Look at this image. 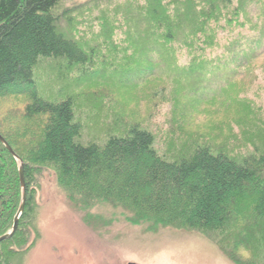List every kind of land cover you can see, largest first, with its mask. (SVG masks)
<instances>
[{
	"label": "trees",
	"instance_id": "1",
	"mask_svg": "<svg viewBox=\"0 0 264 264\" xmlns=\"http://www.w3.org/2000/svg\"><path fill=\"white\" fill-rule=\"evenodd\" d=\"M63 1L0 0V100L22 97L20 118L26 123L44 119L40 134L29 133V139L0 129L23 162L26 192L16 232L0 243V264H21L34 244L35 172L42 167L54 170L78 210L105 205L121 210L134 226L198 232L232 264H264V144L241 158L199 145L167 159L157 154L152 133L138 125L104 142L85 143L73 100H47L34 83L46 61L57 62L62 75L94 66L98 37L110 45L120 38V49L106 43L115 54L161 58L156 67L183 52L190 58L187 71L210 67L202 58L206 52L223 50L222 60L234 52L229 46L248 42L242 57L230 62L249 69L264 59V24L259 22L264 0H117L112 9L108 5L114 0H90L86 5L100 15L89 44L76 30L75 37L59 33L57 24L66 12L55 13ZM251 7L257 8L256 22ZM257 119L254 123L262 126ZM69 178L72 186L66 184ZM20 200L16 163L0 143V237L11 230Z\"/></svg>",
	"mask_w": 264,
	"mask_h": 264
},
{
	"label": "rangeland",
	"instance_id": "2",
	"mask_svg": "<svg viewBox=\"0 0 264 264\" xmlns=\"http://www.w3.org/2000/svg\"><path fill=\"white\" fill-rule=\"evenodd\" d=\"M88 1H63L55 13L66 12L57 24L59 33L75 37L76 30L86 44L90 43L89 36L99 30V13L86 5ZM116 2L112 1L109 9L118 5ZM256 12L257 8L251 7L254 22ZM259 22L263 25L264 19ZM113 40L112 45L102 37L93 42L99 46L92 67L62 75L63 68L57 62L46 61L34 74L35 87L43 98L73 100L83 142H104L138 125L152 133L157 154L167 159L188 154L199 145L241 158L264 144L260 142L264 137V59L249 69L235 68L230 62L242 57L248 42L229 46L234 52L226 53L222 60L223 50L206 52L202 58L210 67L187 71L190 58L183 52L156 67L161 58L113 53L106 43L121 48L120 38ZM226 60L227 65L223 63ZM150 64L152 71L148 70ZM24 103L22 97L0 100V129L29 139V133L40 134L44 119L26 123L20 118ZM255 118L262 126L254 123ZM20 122L24 123L20 126ZM37 170L35 240L21 264H232L198 232L134 226L121 210L105 205L87 212L78 210L69 200L71 191L60 186L52 168ZM72 183V178L66 181L67 185Z\"/></svg>",
	"mask_w": 264,
	"mask_h": 264
},
{
	"label": "water",
	"instance_id": "3",
	"mask_svg": "<svg viewBox=\"0 0 264 264\" xmlns=\"http://www.w3.org/2000/svg\"><path fill=\"white\" fill-rule=\"evenodd\" d=\"M0 143L3 145V147L9 152V154L12 156L14 159L17 169H18V174H19V180H20V188H21V200H20V205L18 208V211L14 217L13 220V225L11 230L4 234L3 236L0 237V243L10 239L14 233L16 232L17 226H18V221L19 218L23 212L24 209V203H25V197H26V192H25V184H24V177H23V162L20 160V158L14 153V151L11 149V147L8 145V143L0 136ZM128 264H135V263H128Z\"/></svg>",
	"mask_w": 264,
	"mask_h": 264
}]
</instances>
